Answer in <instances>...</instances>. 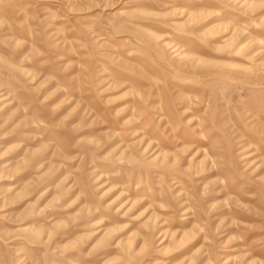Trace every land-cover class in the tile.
Wrapping results in <instances>:
<instances>
[{"label":"rangeland","instance_id":"rangeland-1","mask_svg":"<svg viewBox=\"0 0 264 264\" xmlns=\"http://www.w3.org/2000/svg\"><path fill=\"white\" fill-rule=\"evenodd\" d=\"M0 264H264V0H0Z\"/></svg>","mask_w":264,"mask_h":264},{"label":"bare ground","instance_id":"bare-ground-1","mask_svg":"<svg viewBox=\"0 0 264 264\" xmlns=\"http://www.w3.org/2000/svg\"><path fill=\"white\" fill-rule=\"evenodd\" d=\"M39 127V126H38ZM38 127H37V129H38ZM89 138V137H88Z\"/></svg>","mask_w":264,"mask_h":264}]
</instances>
